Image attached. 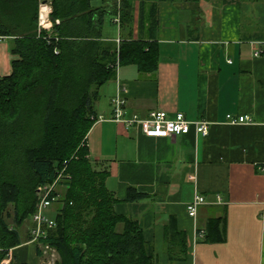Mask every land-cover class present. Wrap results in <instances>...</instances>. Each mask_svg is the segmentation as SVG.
Returning <instances> with one entry per match:
<instances>
[{"label": "crops", "instance_id": "0c3cea01", "mask_svg": "<svg viewBox=\"0 0 264 264\" xmlns=\"http://www.w3.org/2000/svg\"><path fill=\"white\" fill-rule=\"evenodd\" d=\"M132 1V25L122 34L156 43V69L119 65L98 89L94 109L103 119L86 135L89 159L108 170L105 184L118 199L114 211L137 220L157 264H264V0ZM14 58L10 40L0 36V77L11 73ZM118 94L124 118L181 112L208 121V133L147 137L137 126L110 120ZM227 113L253 122L230 124ZM128 187L147 197L126 201ZM196 195L205 202L191 217L186 205ZM215 217L222 218L223 239L210 242L197 229ZM170 218L185 233V257L175 261L164 238ZM27 220L22 242L0 264H42Z\"/></svg>", "mask_w": 264, "mask_h": 264}, {"label": "trees", "instance_id": "16d2710c", "mask_svg": "<svg viewBox=\"0 0 264 264\" xmlns=\"http://www.w3.org/2000/svg\"><path fill=\"white\" fill-rule=\"evenodd\" d=\"M41 1L0 0V36L15 56L11 73L0 77V262L22 242L18 228L36 209L37 187L61 173L57 182L66 193L58 197L54 226L36 243L38 255L42 243L60 254L55 264H157L137 220L114 211L118 199L105 184L108 170L91 162L86 145L99 87L122 64L155 70L157 45L129 31L123 36L132 25V0H50L49 29L38 25ZM143 7L142 1L139 31ZM107 20L118 25V42L105 36ZM146 197L128 187L125 200ZM221 224L222 218H209L197 232L219 242ZM164 238L169 260L183 259L185 233L174 218Z\"/></svg>", "mask_w": 264, "mask_h": 264}, {"label": "built area", "instance_id": "2783aa9c", "mask_svg": "<svg viewBox=\"0 0 264 264\" xmlns=\"http://www.w3.org/2000/svg\"><path fill=\"white\" fill-rule=\"evenodd\" d=\"M45 3L46 2H44V4L42 3V5H46ZM46 6L47 11L43 19H41V13L39 8L38 25L39 27L50 28L51 21L49 20L48 16L51 11V6ZM115 21L117 24L119 23L118 18H116ZM116 42H118V38L116 39ZM260 53H262V50H257L255 52V55H259ZM112 105V114L110 120L123 123L126 127L137 126L141 130V132L147 137H170L177 135H185L191 129H193L197 134L206 135L208 133L210 125L208 121L204 120H189L181 112H177L172 117H169L165 111L161 110L151 111L144 118L139 117L137 115H133L129 118H124L123 98L119 94L116 95V97L112 100ZM97 119H103V117L97 116ZM225 120L230 124L253 122L252 117L249 115H240L232 113H227L225 115ZM58 179H61V173L56 177V179L52 183L39 185L37 187L38 201L36 204V209L31 215L33 227L30 230V240L35 241L36 243L39 237L45 235L46 230L48 228L54 226L53 218L46 216L44 214V210L53 202H56L59 197L57 188L61 187V185L57 182ZM204 202L205 198L203 195H196L186 205L188 215L191 217H195L198 206ZM43 245L49 248L47 244Z\"/></svg>", "mask_w": 264, "mask_h": 264}, {"label": "rangeland", "instance_id": "374dc122", "mask_svg": "<svg viewBox=\"0 0 264 264\" xmlns=\"http://www.w3.org/2000/svg\"><path fill=\"white\" fill-rule=\"evenodd\" d=\"M44 1L46 2L45 3L46 5L51 6L50 0H44ZM41 2L39 3V8L42 5ZM38 15H39V9H38ZM48 18H49V16H48ZM38 22H39V16H38ZM40 28L49 29V28H44V27H40ZM104 34L108 38H112L113 36H116V38H115V41H116V39L118 38V34H119L118 25L114 24V23H110L107 20L106 24L104 26ZM97 166L99 167V165H97ZM62 186L63 185H61V187L57 188V192H58L59 196L61 197L60 199H62L64 193H66V191L64 190V188ZM58 199L56 200V202H53L51 205H49L44 210V214L46 216L51 217V218H54L56 216L57 210L61 206V202H59ZM9 220H11V219H9ZM31 221H32V219H31ZM29 223H30L29 220H26V221H24L22 226L19 227L20 234H22V232L24 231V226L28 225ZM32 227H33V222H32V225L30 226V229H29V235H30V230H31ZM39 248H40V251H41L39 256H41L40 258L42 259V264H55L57 261L59 262L61 260L60 254H58L56 249H54V248H52L50 246H49V248H47L43 244H40Z\"/></svg>", "mask_w": 264, "mask_h": 264}, {"label": "bare ground", "instance_id": "6f19581e", "mask_svg": "<svg viewBox=\"0 0 264 264\" xmlns=\"http://www.w3.org/2000/svg\"><path fill=\"white\" fill-rule=\"evenodd\" d=\"M46 11H47V6L41 5L40 6L41 19H43L45 17Z\"/></svg>", "mask_w": 264, "mask_h": 264}, {"label": "water", "instance_id": "95a60500", "mask_svg": "<svg viewBox=\"0 0 264 264\" xmlns=\"http://www.w3.org/2000/svg\"><path fill=\"white\" fill-rule=\"evenodd\" d=\"M45 1H42V3L44 4Z\"/></svg>", "mask_w": 264, "mask_h": 264}]
</instances>
